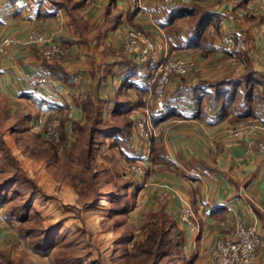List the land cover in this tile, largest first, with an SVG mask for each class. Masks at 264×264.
I'll return each instance as SVG.
<instances>
[{
	"label": "crops",
	"instance_id": "1",
	"mask_svg": "<svg viewBox=\"0 0 264 264\" xmlns=\"http://www.w3.org/2000/svg\"><path fill=\"white\" fill-rule=\"evenodd\" d=\"M229 1L236 4L233 10H229ZM141 2L142 10H136L124 0H92L90 4L71 0L69 6L60 5L58 0H0V39L6 36L23 39L33 28L47 34L58 29V41L68 52L64 58L47 62L56 64L68 79L59 81L49 75L52 81L46 92L45 88L34 90L23 81L26 72L44 70L42 62L46 61L41 58L40 49L25 44L9 46L0 57V96L14 110L30 114L29 120L40 110L52 111L51 107L64 105L65 113L72 115L71 118L64 115L68 119L66 131L71 122H84L80 103L86 97L100 104L104 114L111 112L117 101L129 98L130 137L126 146L112 148L118 151L121 163L131 165L143 150L136 120L144 109L150 108L148 97L152 88L146 86V80L152 67L148 63L138 64L125 53L122 40L126 29L143 30L155 44L164 45L169 55L167 33L171 31L158 25L167 8L197 4L206 6L217 18V33L211 39L217 51L208 55L191 49L180 51L178 54L193 61V68L183 77L172 78L168 93L180 89L179 93L185 95L200 83L239 75L247 66L264 75V22L259 18L256 0H174L168 6H163L161 0ZM73 3H78L79 7H71ZM55 12H59L58 17ZM229 13L233 14L232 18L228 17ZM183 27V22L177 24L178 29ZM230 31L244 36L247 50L240 53L244 54L241 61L227 56L221 46L222 34ZM182 33L179 31L178 36ZM130 68L137 69L136 73L132 74ZM119 72L128 77V83L140 87L141 100L130 87L119 86ZM207 88L211 91V86ZM30 93H36L51 107L36 106L32 99L24 96ZM186 107L180 118L161 120L155 125L154 152L148 162L141 164L145 170L142 177L127 178L132 180L129 188L134 186L138 194L148 193L146 205L141 207L143 213L163 206L183 232L184 252L193 263L207 264L208 248L214 238L230 234L238 224L254 223L263 235L254 264H264V155L254 146L261 132L253 128L236 136L238 123L214 121L210 117L194 118L195 106ZM153 109L151 107L150 111ZM205 111L207 116L213 114L208 106ZM146 164H149L147 169ZM144 180L148 186L143 189L140 183ZM172 191L188 196L198 224L196 232H190L177 222L181 205ZM3 219L4 216H0V251L8 248L12 256L19 248L16 244L22 241L16 234V221L11 222L10 228ZM2 224L7 230H2L5 227Z\"/></svg>",
	"mask_w": 264,
	"mask_h": 264
},
{
	"label": "rangeland",
	"instance_id": "2",
	"mask_svg": "<svg viewBox=\"0 0 264 264\" xmlns=\"http://www.w3.org/2000/svg\"><path fill=\"white\" fill-rule=\"evenodd\" d=\"M55 15L58 17L59 12ZM56 30L49 34L61 46ZM165 52L170 58L183 56L176 51L168 55L166 48ZM159 55L160 59L163 53ZM156 57L157 54L153 56V61L157 60ZM254 92L257 98L246 102V105L264 118V92L260 89ZM172 93L173 90L169 95ZM150 97L151 94L148 105L154 108ZM239 100L240 96L235 97L227 112L236 111ZM54 111L56 109L51 112ZM28 112L31 113L30 110ZM20 113L0 96V216L17 211L21 218L24 217L21 223L14 222L16 234L22 242L16 244L19 248L13 251L11 264L193 263L192 258L184 252L185 241L179 227L169 229L167 236L162 235L154 225L161 215L143 213L141 208L135 210L139 195L134 186L131 190L128 188L127 192L120 188L128 180L122 169L126 162L121 163L118 151L112 148V139L108 138L105 144H100V137L96 136L93 149L98 148V151L95 159L83 152V139L81 146L71 149L70 156L71 151L58 150L54 145L60 137L58 127L53 139L58 137L57 140H47L44 126L34 118L24 124ZM221 116L225 121H237L223 112ZM152 126L155 129L153 122ZM68 136L71 138L70 134ZM66 145L70 149V140ZM83 156L90 166L89 170L82 163ZM138 156L135 157L136 163L144 162ZM71 157L72 162L69 161ZM15 175L26 179L24 187H17ZM117 209L121 210L116 212ZM164 213L167 215L163 217L167 228V219L173 220L168 213ZM3 220L7 221L5 218ZM193 221L196 222L194 215ZM6 223L7 227H12L11 222ZM6 226L2 230H7ZM0 252L9 253V250L3 248Z\"/></svg>",
	"mask_w": 264,
	"mask_h": 264
},
{
	"label": "trees",
	"instance_id": "3",
	"mask_svg": "<svg viewBox=\"0 0 264 264\" xmlns=\"http://www.w3.org/2000/svg\"><path fill=\"white\" fill-rule=\"evenodd\" d=\"M60 5L69 6L71 0H58ZM58 6V5H57ZM71 7L78 8V3H73L70 5ZM163 6H168L164 4ZM206 6H201L197 4L191 5H178L176 7L167 8L166 15L163 20L158 22L160 27H168L166 30L171 31L167 33L168 36V44H169V55L173 54L174 51L176 53L180 51H186L188 49L198 51L200 55L215 53L217 50L213 46L212 37L217 33V18L212 16L211 12L207 11ZM179 22L184 23V27L182 30L177 28V24ZM179 31H183V33L179 35ZM178 36L174 39V36ZM183 49V50H181ZM178 55V54H177ZM244 54L237 53L233 58L241 61L242 56ZM44 70L42 71L45 75L56 78L59 81H65L68 79V76L58 70L55 66L56 64H48L47 62H42ZM247 66L245 68V72L240 73L239 75H229L227 77H223L220 79H216L213 82H203L200 83L197 87H192L187 90L185 95H181L178 89L171 96L169 95L166 100L167 106H172L175 102H179L185 107L181 106L180 108H169L168 110H156L153 109L151 112L152 122L156 125L159 121L169 119V118H180L183 116L182 114L187 109V105L193 104L195 106V111L193 113L194 118L202 119L201 117L213 118L214 121H220L224 117L221 116V113L230 115L237 121H228L231 123H243V124H255L261 123L264 126V118L257 114L255 110H252L250 106L246 105V102L254 101L257 98V94L254 91L260 89L264 92V75L258 73L257 71L251 69ZM137 69L130 68V72L135 74ZM121 76L119 86L123 89L126 87H130L133 92L140 97V87L135 84L128 83V77H125L119 72ZM211 86V91H208ZM28 99H32L36 106L39 107H51L48 104H45V100L39 98L36 93H30L24 95ZM241 97V100L236 103V111L227 110L230 108V105L234 102L235 97ZM197 102L194 104V102ZM204 102V105L202 103ZM81 110L85 114L84 122H71L69 125V129L66 131V123L67 118L63 116L60 120L58 126V133L60 132V137L54 143L55 147L60 150L62 148L64 151H71V149H75L77 146H81V141L85 142L83 146V152L86 155H90L95 159L98 148L93 149L95 146L96 136L100 137V144H105V139L110 138L113 140V145L116 147H121L125 145L130 137L131 133V120H130V101L129 98L124 97L122 100L117 101L114 108H112L110 112V116L108 113L104 114L103 108L100 104L92 102L90 98L86 97L81 101ZM64 106V105H63ZM63 106H54L51 107L60 112L65 109ZM205 106H208L213 112L212 115H206ZM234 112V113H233ZM24 124L28 122L31 115L23 114ZM71 138H69V135ZM85 135V136H83ZM83 136V137H82ZM48 140V139H47ZM70 140V149H67L66 142ZM89 147V148H88ZM153 146H151L150 156L153 151ZM92 153V155H91ZM72 156V151L69 153ZM54 157L55 154L53 153ZM157 156V155H156ZM155 157V153H154ZM90 159V158H89ZM89 159L87 162H89ZM155 160V159H154ZM69 161H74L73 157L69 158ZM86 157L83 156L82 163L85 164V168L89 170L90 166L85 163ZM131 163V162H130ZM17 180V187H24V183L26 179L20 177L19 175H15ZM28 182L32 183L30 179ZM132 180L125 181V184L121 185L120 188L124 189L126 192L128 191L129 186L131 185ZM2 192H0V196ZM2 197V196H1ZM2 204V200H0V205ZM87 205H90L89 203ZM128 207V205H127ZM121 210V209H120ZM119 209L116 212L120 211ZM157 211V212H156ZM160 214V219L154 221V225L159 229V233L161 231L162 235L167 236V233H170L168 230H174L176 225L171 220L167 219L169 222L168 227L166 228L165 221H163L164 208L162 205L156 208V210L151 212ZM4 218L9 222H19L23 221L24 217H20L19 212H9ZM264 228V223H263ZM166 229V230H165ZM184 242V235L181 231ZM180 235V233H179ZM181 240V239H180ZM149 241V239L147 240ZM183 245V243H182ZM38 249V248H37ZM166 253V252H165ZM11 255L8 252H0V264H11L10 260Z\"/></svg>",
	"mask_w": 264,
	"mask_h": 264
},
{
	"label": "built area",
	"instance_id": "4",
	"mask_svg": "<svg viewBox=\"0 0 264 264\" xmlns=\"http://www.w3.org/2000/svg\"><path fill=\"white\" fill-rule=\"evenodd\" d=\"M85 4H90L92 0H80ZM126 3L133 6L136 10H142L141 0H124ZM174 0H161L163 4H172ZM257 1V12L259 18L264 22V0ZM236 4L234 1H229V10H233ZM57 13V12H55ZM233 14L228 15L232 18ZM221 46L227 56L232 59L237 53H244L246 43L242 33L230 31L222 34L220 38ZM123 48L128 56L136 60L138 64H149L151 70L148 75L147 83L151 86V102L156 110H168L169 108L185 107L179 102H175L172 106H167L166 100L169 96L168 85L172 78H179L187 75L193 68V61L186 59L184 56L175 58L167 57L164 45L155 44V41L143 30L128 28L123 33ZM16 44L34 45L39 47L40 56L46 61H57L66 57L68 54L66 48L55 43L52 35L44 31L33 28L29 30L25 38L18 39L6 36L0 39V57L6 52L7 48ZM160 46V47H159ZM157 50L162 52L156 53ZM155 52V53H154ZM163 53L162 57L158 59V55ZM157 54L156 61L152 62L153 56ZM23 81L32 89L37 88L46 89L49 92L51 85V78L45 75L42 71L26 72L23 75ZM71 118L70 112H60L58 110L51 112L47 110H40L35 115L34 119L38 124L44 126V137L53 140L57 134V127L59 121L63 116ZM48 121L46 122V118ZM33 119V120H34ZM239 129L234 135L239 136L242 132H247L249 129L257 128L261 132V136L254 144L256 151L264 155V126L261 123L255 124H237ZM242 125V126H241ZM136 130L138 132L140 141L142 143V153L139 158L142 161H149L150 149L156 137V131L152 126L151 111L146 108L142 111L139 118L136 120ZM143 163V162H142ZM142 163L124 164L122 169L128 177L136 178L142 177L145 170ZM149 164H146V168ZM141 188H147V182L141 181ZM165 193V192H163ZM180 202V209L177 215V222L185 225L192 232L198 230V225L193 221V213L191 203L188 196L180 191H176ZM139 203L135 206V210L143 207L148 199V193L142 192ZM198 233V232H197ZM263 242V235L259 228L252 224H238L234 227L230 234L216 237L212 240L208 248L207 264H254L258 255V249Z\"/></svg>",
	"mask_w": 264,
	"mask_h": 264
}]
</instances>
